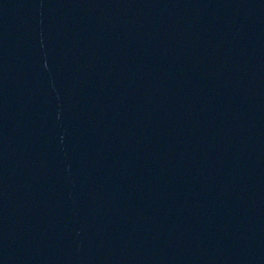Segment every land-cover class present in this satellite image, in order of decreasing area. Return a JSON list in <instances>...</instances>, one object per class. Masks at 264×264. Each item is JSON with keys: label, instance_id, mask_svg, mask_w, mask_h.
<instances>
[{"label": "water", "instance_id": "95a60500", "mask_svg": "<svg viewBox=\"0 0 264 264\" xmlns=\"http://www.w3.org/2000/svg\"><path fill=\"white\" fill-rule=\"evenodd\" d=\"M0 264H264V0H0Z\"/></svg>", "mask_w": 264, "mask_h": 264}]
</instances>
